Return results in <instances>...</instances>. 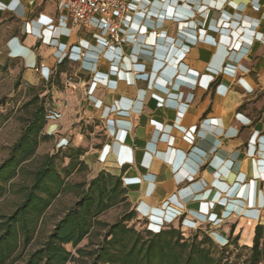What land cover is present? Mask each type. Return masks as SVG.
I'll return each mask as SVG.
<instances>
[{"label":"crops","instance_id":"obj_1","mask_svg":"<svg viewBox=\"0 0 264 264\" xmlns=\"http://www.w3.org/2000/svg\"><path fill=\"white\" fill-rule=\"evenodd\" d=\"M125 1L122 42L107 47L100 17L74 26L60 0H0V71L48 85L44 133L121 176L151 229L251 246L264 225V0Z\"/></svg>","mask_w":264,"mask_h":264},{"label":"trees","instance_id":"obj_2","mask_svg":"<svg viewBox=\"0 0 264 264\" xmlns=\"http://www.w3.org/2000/svg\"><path fill=\"white\" fill-rule=\"evenodd\" d=\"M44 92L22 106L27 115L22 132L0 165V204L13 200L9 212L0 209V264H232L228 249L239 248L238 236L219 245L202 230L190 236L174 226L138 230L140 220L121 176L103 170L89 181H71L90 168L86 149L65 145L36 159L41 143L52 139L44 133L51 110L50 94ZM65 196H72L71 205L43 236L48 211ZM119 206L126 212L116 222L100 219ZM86 239L88 244L80 247ZM242 248L249 251L244 264H264V225L255 227L252 245Z\"/></svg>","mask_w":264,"mask_h":264},{"label":"rangeland","instance_id":"obj_3","mask_svg":"<svg viewBox=\"0 0 264 264\" xmlns=\"http://www.w3.org/2000/svg\"><path fill=\"white\" fill-rule=\"evenodd\" d=\"M46 84H40L36 89H33L32 86L26 85L21 77L16 76L15 74H10L9 71L1 70L0 71V165L1 163L9 156L10 147L16 140L19 138L22 129H23V120L22 117H27L22 106L28 102L34 95L38 94L41 90L47 89ZM47 135V134H46ZM99 132L95 133L94 136H98ZM89 137V136H88ZM93 136H90L89 140ZM56 144L53 139L47 142L41 143L37 151V158L41 156L54 153L56 150ZM67 160L62 163V167L66 166ZM96 172H92V168H89L88 171H81L75 173L71 176V181H89L94 178ZM13 200H7L0 204V209L5 213L9 212L12 208ZM73 201L72 196H65L60 198L53 207L48 211L45 225H44V235L46 236L54 227V225L63 217L65 210L71 205ZM126 212L125 206L116 207L106 214L100 217L101 220L105 221L108 224L116 222L124 213ZM139 223H135L136 229L142 230L144 227H149V220L139 219ZM133 222H130L129 225H132ZM150 228V227H149ZM193 234L186 233L187 236ZM40 238L38 241L34 242L29 250L33 251L37 248L38 242L44 240V237ZM236 237V236H235ZM235 237H232L234 239ZM239 248L234 246L229 247L231 251V257L229 261L232 264H244L243 261L248 257L249 251L242 248L243 240H239ZM88 244V240H84L80 247H84ZM68 250H72L71 245L67 246ZM68 264H77L76 262H70Z\"/></svg>","mask_w":264,"mask_h":264},{"label":"built area","instance_id":"obj_4","mask_svg":"<svg viewBox=\"0 0 264 264\" xmlns=\"http://www.w3.org/2000/svg\"><path fill=\"white\" fill-rule=\"evenodd\" d=\"M67 8L74 26H88L100 17L107 27L105 45H119L122 42L121 29L126 19L133 13L125 0H60ZM85 56L84 53L81 54Z\"/></svg>","mask_w":264,"mask_h":264}]
</instances>
